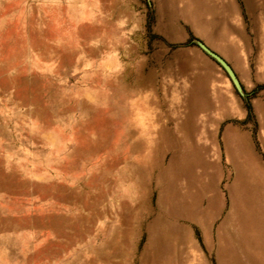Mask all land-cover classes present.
I'll use <instances>...</instances> for the list:
<instances>
[{
  "label": "rangeland",
  "instance_id": "374dc122",
  "mask_svg": "<svg viewBox=\"0 0 264 264\" xmlns=\"http://www.w3.org/2000/svg\"><path fill=\"white\" fill-rule=\"evenodd\" d=\"M242 172L264 0H0V264H264Z\"/></svg>",
  "mask_w": 264,
  "mask_h": 264
},
{
  "label": "crops",
  "instance_id": "0c3cea01",
  "mask_svg": "<svg viewBox=\"0 0 264 264\" xmlns=\"http://www.w3.org/2000/svg\"><path fill=\"white\" fill-rule=\"evenodd\" d=\"M235 145H236V148L234 149H235V152L237 151L238 157L244 156L243 145L239 139L236 140ZM242 178L246 179L245 183L241 182V180H243ZM237 187L239 188V193H238L239 204L242 200L241 198L243 197V193L245 195L246 192H252V194L255 195L256 199L259 198V200L263 201L264 200V174L262 172L260 173L255 172L253 175L251 174L250 177H247V175H245V173L243 172L239 174L237 184L232 191V206H231V210L226 220L228 224L227 226L228 231L223 233L224 234L223 235V246L226 245L227 241L231 239L235 242H238V244L240 242L241 235L239 233L241 231V225H240V220L236 216L238 208H237L236 200H235L236 198L235 193H236ZM252 189L254 190V192L252 191ZM231 228L234 231H232ZM240 255L244 260H246V258L243 257V255L241 254V250H240Z\"/></svg>",
  "mask_w": 264,
  "mask_h": 264
},
{
  "label": "bare ground",
  "instance_id": "6f19581e",
  "mask_svg": "<svg viewBox=\"0 0 264 264\" xmlns=\"http://www.w3.org/2000/svg\"><path fill=\"white\" fill-rule=\"evenodd\" d=\"M243 180H241L242 183H245L246 179L242 178ZM252 191L254 192V190L252 189ZM252 204H255L258 208L259 212H263L264 214V200L261 201L258 199H256L255 195L252 194V192H246L244 195V199L243 201L240 202L239 206L242 207V219H243V225H245L248 222L249 219V215L251 213V210H248V207ZM244 228L246 229V227L244 226ZM248 232L247 230H245V233ZM225 255H226V264H234V256L230 251V248L228 247V245L225 246Z\"/></svg>",
  "mask_w": 264,
  "mask_h": 264
}]
</instances>
